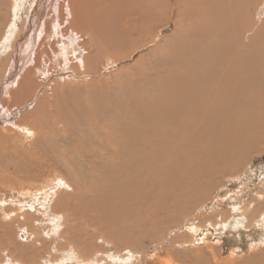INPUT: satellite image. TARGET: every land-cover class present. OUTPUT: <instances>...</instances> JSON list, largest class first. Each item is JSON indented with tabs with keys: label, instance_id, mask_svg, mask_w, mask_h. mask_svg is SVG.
I'll list each match as a JSON object with an SVG mask.
<instances>
[{
	"label": "bare ground",
	"instance_id": "6f19581e",
	"mask_svg": "<svg viewBox=\"0 0 264 264\" xmlns=\"http://www.w3.org/2000/svg\"><path fill=\"white\" fill-rule=\"evenodd\" d=\"M260 1L133 0L132 8L121 11L114 0L107 5L53 0L51 13L47 14L44 0H0V25L7 15L9 20L26 10L25 28L16 25L6 36H0V64L4 54L8 70L0 97L10 90L11 97L5 98L13 108L19 97L24 99L35 87L33 77L44 71L46 63L41 62L48 57L62 68V74L56 75L60 81L54 84L64 89L79 75L86 78L95 74L103 62L111 67L130 59L146 45L145 41H156V27L166 28L174 22L173 32L151 54L117 74L125 75L134 86L131 95L122 96L115 104L124 115L123 122L98 134L95 127L87 126L93 138L78 133L74 138L78 144L72 140V148L92 172L74 160L69 151L62 152V157H49L54 164L75 163L81 177L71 184L79 189L75 191L80 192L91 211L74 217L78 222L76 231L63 232L64 215L58 211L64 199L58 197L55 204L50 201L46 206L53 196L48 192L54 189L50 188L54 181L35 193L29 207L37 210L46 206L43 215L52 223L50 234L57 232L66 239V246L61 247L65 255L59 264H71L73 257L91 264L95 255L107 253L91 246L97 240L114 247L113 253L127 252L136 258L140 255L144 263L149 252H139L142 243L160 242L179 218L192 222L191 232L199 235L201 226L195 220L201 222L208 217L204 219L205 214H200L198 218L196 214L192 218L190 214L204 207L200 204L207 198V191L225 177H237L242 183V176L253 174L251 157L264 153V4L257 7ZM107 30L112 31L111 36ZM101 32L106 46L85 42V38ZM0 109L1 115H7L0 125V144L5 148L11 140L18 143L22 135L33 141L42 133L58 137L50 126H43L41 108L25 115L27 125L13 122V111L5 105ZM113 180L118 183L113 185ZM60 183L56 186H62ZM221 203L218 207H223ZM252 204L254 208L248 210ZM206 205L214 207L209 202ZM262 205L264 193L244 201L240 209L232 203L231 210L240 214L234 221L231 212L215 211V217L225 214L215 230L225 228L236 234L243 227L249 229L251 238L259 235L264 241V211L257 214ZM65 214L74 216L76 212L68 208ZM13 216V212L4 213L1 218L7 223ZM16 240L23 244L30 237L23 229ZM12 264L24 263L20 260Z\"/></svg>",
	"mask_w": 264,
	"mask_h": 264
},
{
	"label": "rangeland",
	"instance_id": "374dc122",
	"mask_svg": "<svg viewBox=\"0 0 264 264\" xmlns=\"http://www.w3.org/2000/svg\"><path fill=\"white\" fill-rule=\"evenodd\" d=\"M85 1L90 4L94 3V1L98 3L104 2L106 5L109 2H113V0ZM44 2V6H47L45 12L48 14L52 9L53 0H44ZM114 4H116L117 9L119 7L122 11L126 7L132 8L130 6L133 5V0H114ZM262 4H264V0H261L257 7ZM25 13L26 10L18 12L9 20L7 15L5 22L0 25V36L2 33L6 36L8 31L16 25H19L20 28H25V26L23 27V24H25ZM52 14L54 15V11ZM53 15H50L51 18L54 17ZM89 19L93 20L92 18ZM7 21L8 25L6 26ZM92 23L93 25L95 24L94 21ZM173 23L172 20L166 28L164 26L156 27L154 31L158 37L156 41L154 39L151 42V38L145 41L144 44L146 45L139 48L130 59L111 67H107V62H103L95 74H91L86 78L79 75L75 82H71L64 89H57L54 84L56 81H60L59 76L57 77L56 75L62 74V68H57V63H55L53 57L51 59L48 57L46 62H41L42 65L46 63L43 68L44 71H39L37 76L33 77L35 87L28 91V96L21 99L17 93L19 98L16 108H13V106L9 107L7 98H5L11 97L10 90L0 97V106L5 105L9 112L13 111V122L27 125L28 120H25V115L33 109L41 108L44 118L43 126L47 127L48 125L58 133V137L53 134L42 133V136L36 138L35 141L21 134L22 137H19L18 143L11 140L5 144L8 149L0 144V154L3 155V157H0V264H12L20 260L24 264H59L58 261L65 255H62L61 247L66 246V239L57 234V232L50 234L49 229L52 227V223L46 221L43 215L45 212L44 208L50 201L55 204L58 197L64 199L65 204H62L58 211V213L64 215V224L61 222L63 227H61V230L63 232L67 230L76 231L77 227L75 224L78 222H76L77 220L74 217L78 218L79 215L88 214L91 211L88 209V205L85 204L86 200L80 196L79 189L74 184H71L76 177H81L76 172L75 163L54 164L49 160V157H62V152L69 151L72 153L71 156H73L74 160H77L88 172H92L90 165L86 164L80 157V153L72 148V140H74L75 136L78 137V133L90 134L89 129L86 128L87 126L95 127L94 132L98 134L110 126L118 127L116 125L117 122H123L124 115L119 112L115 104L120 101L122 96L128 97L131 95V87L134 86L129 79L124 78L125 75L117 76V74L122 69L132 66L142 56L151 54L157 47L156 45H159L161 40L173 32L175 28ZM54 24L52 23V26ZM109 31L110 33L107 34L111 36L112 31L107 30V32ZM58 33L60 35V32ZM104 37L103 32H101L90 38H85V42H90L97 46L101 42V44L106 46L103 41ZM136 37L137 35L134 36V38ZM36 49L34 48L33 52ZM4 57V54H1L0 89L6 83L5 80L8 76V70H5L3 61ZM63 68L68 69L69 66H64ZM37 70L35 69V72ZM66 77L65 81H68L69 79ZM2 113L3 111L0 109L1 126L2 118L7 116L1 115ZM86 122L89 123L85 126ZM89 137L93 138L94 136L90 134ZM77 144L78 142L74 140V145ZM43 153H48L49 155H43ZM251 158L253 174L242 176V183L237 177L229 176L223 178L214 188L207 191V198L200 204L204 207L199 208L196 212H191L190 216L192 218L196 214H198V218L200 214H205L204 219L208 217V219L201 222L199 219L195 220V223L200 224L201 228H203L202 230L200 228L199 235L191 232L192 222H182L184 218H179L175 223L171 224L170 229L163 235L160 242L142 243V247L137 248L143 255L149 252V256L145 258L144 263L141 262L140 255L137 256L138 259L127 252L123 253V255L121 254V256L115 252L113 253L114 247L97 240L91 246L101 247L107 253L95 255L91 264H97L98 261L99 264L104 262L106 264H145V261L146 264H264V241H260L262 239L259 235H254L251 238L248 235L249 229H244L243 227L236 234L234 231L225 228H221L222 230L218 231L215 230L219 229V225L224 221L225 216L223 214L215 217V211L226 210L231 212L233 216L231 221H234L237 219L235 216L240 214L231 210L232 203H235L237 208L240 209L244 201L250 200L257 194L264 193V153L254 155ZM249 177L252 179H249ZM61 179L64 180L65 185L60 183L62 182ZM52 180L54 184L50 188L54 189L52 191L49 190L48 194L53 196L51 200L48 199L46 201V206H41L37 210L29 207L33 198L36 197L35 193L37 191L42 192L44 185L51 183ZM58 183L62 184V186H56ZM67 183L71 184L73 192H71ZM116 183H118V180H113V185ZM75 189L78 191H75ZM90 195L92 194L90 193ZM258 197L257 199L261 201L262 198ZM219 201L222 202L223 207H218ZM208 202L212 203L214 207H207L206 204ZM256 206L258 205L256 204ZM68 208L76 212V214L74 216L66 215ZM102 208L106 209L107 207L103 205ZM253 208V204L248 206V210ZM261 208L263 209H260V212L257 213L259 215L264 211V205ZM48 210L50 211V207ZM91 210L94 212V208H91ZM12 212L14 216L11 221L7 223L2 221L1 217L4 213ZM25 215L28 216L24 218L23 216ZM241 220L244 221L243 219ZM81 227L83 232L84 227ZM23 229L29 234L30 241L22 244L16 240V237ZM69 241L72 242V240ZM42 243L43 246L46 243L45 247L42 246ZM56 260V263H51V261ZM71 264L83 263L73 257Z\"/></svg>",
	"mask_w": 264,
	"mask_h": 264
}]
</instances>
